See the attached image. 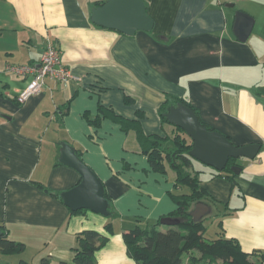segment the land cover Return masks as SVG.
<instances>
[{
	"label": "crops",
	"instance_id": "0c3cea01",
	"mask_svg": "<svg viewBox=\"0 0 264 264\" xmlns=\"http://www.w3.org/2000/svg\"><path fill=\"white\" fill-rule=\"evenodd\" d=\"M106 1L0 0V223L26 246L19 255L0 250V264H76L78 235L104 234L109 223L114 234L96 253L97 264H136L123 234L170 217L177 210L170 194L186 191L173 172L152 169L136 132L124 131L117 117L165 138L174 131L161 115L169 100L188 102L236 146H261L255 159L236 161L241 173L230 179L206 165L196 169L211 201L190 211L201 203L200 221L214 218L215 238L222 232L244 252L264 253V0H143L155 25L134 36L92 23V10ZM237 11L254 19L246 42L234 33ZM49 44L80 81L48 79L19 104L32 76L8 67L39 65ZM100 108L111 115L99 116ZM65 145L102 182L112 216L66 207L61 195L81 176L60 162Z\"/></svg>",
	"mask_w": 264,
	"mask_h": 264
},
{
	"label": "trees",
	"instance_id": "16d2710c",
	"mask_svg": "<svg viewBox=\"0 0 264 264\" xmlns=\"http://www.w3.org/2000/svg\"><path fill=\"white\" fill-rule=\"evenodd\" d=\"M179 103L195 112L201 126L216 131L206 125L197 110L185 100H169L165 103L161 109L164 122H168L165 114L169 111L170 106ZM99 111V116L111 115L104 108H100ZM117 122L121 124L124 131L133 130L136 132L141 152L148 156L152 169L161 174H166L168 170L173 172L176 177V186L186 191L170 194L172 201L177 206V210L170 214V217L180 219L179 225L170 226L168 230L161 231L158 229L161 226V222H159L149 228L137 226L123 234L127 253L136 264H183L184 256L194 251H197L199 255H191L190 264H264L263 252H244L236 239L227 238L222 232L218 233L217 238L207 239L205 236L207 226L204 221L194 222L189 215L195 203L211 201V197L202 186V171L194 169L193 162L196 160L189 156L194 143L182 129L174 126L172 134L162 138L145 135L137 121L117 117ZM227 138L231 141L229 137ZM236 160L230 159L226 169L223 172L216 171L215 176H223L227 179L234 176L231 168L237 165ZM51 195L60 197L54 193ZM105 198H107L106 195ZM61 199L63 200L62 195ZM108 209L111 213L109 216H112L111 207L109 206ZM0 229L2 230L0 250L4 255H19L25 252V244L9 239L7 230L1 223ZM105 231L106 233L101 234L96 230H85L78 235L76 264H97L96 253L107 244L109 237L114 234L113 225L107 224ZM21 264L28 263L23 261ZM42 264L51 263L43 260Z\"/></svg>",
	"mask_w": 264,
	"mask_h": 264
},
{
	"label": "water",
	"instance_id": "95a60500",
	"mask_svg": "<svg viewBox=\"0 0 264 264\" xmlns=\"http://www.w3.org/2000/svg\"><path fill=\"white\" fill-rule=\"evenodd\" d=\"M228 7L234 9L235 5L230 4ZM91 21L99 27L115 30L126 36H134L140 31L152 32L155 25L143 0H108L92 10ZM253 25L254 19L250 15L243 11L235 13L234 33L241 42L247 41ZM259 91L264 95V86L260 87ZM165 117L170 124L182 129L193 141L194 146L189 156L218 172L226 169L230 159H255L261 149L259 144L236 146L222 133L201 126L195 112L184 104L171 106ZM60 162L75 169L81 176L78 185L62 194L66 207L73 212L89 210L109 216L108 201L102 182L75 154L71 146L63 147ZM231 170L236 175L241 173V168L237 165ZM201 206L203 205L199 203L195 210L189 212L194 222H199L204 215ZM180 222L178 218L161 219L164 226H176Z\"/></svg>",
	"mask_w": 264,
	"mask_h": 264
},
{
	"label": "built area",
	"instance_id": "2783aa9c",
	"mask_svg": "<svg viewBox=\"0 0 264 264\" xmlns=\"http://www.w3.org/2000/svg\"><path fill=\"white\" fill-rule=\"evenodd\" d=\"M220 6L231 3L234 0H215ZM9 71L20 76H32L31 83L22 90L15 98L19 104L26 103L30 98L41 93L48 79L60 82H68L70 80L80 81V78L72 75V73L63 66V58L61 52L55 46L49 44L43 54L41 62L37 66L31 65H11Z\"/></svg>",
	"mask_w": 264,
	"mask_h": 264
},
{
	"label": "rangeland",
	"instance_id": "374dc122",
	"mask_svg": "<svg viewBox=\"0 0 264 264\" xmlns=\"http://www.w3.org/2000/svg\"><path fill=\"white\" fill-rule=\"evenodd\" d=\"M235 4V8H237L238 7V3L236 2V3H234ZM234 8V9H235ZM259 89V88H258ZM192 141V140H191ZM236 161H239L238 159L236 160ZM195 163V169H198L199 167H204L203 165L204 164H201L200 162H197V161H195L194 162ZM204 223L206 224V226H207V231H206V234H205V236H206V238L207 239H212V238H215V233H216V231H217V228H215V226H214V223H216V221H214V218H211V217H209V218H207L205 221H204ZM164 229H167L166 227H164ZM194 253L198 256L199 255V253L197 252V251H194ZM10 256H2V259H10L9 258ZM187 260V259H186Z\"/></svg>",
	"mask_w": 264,
	"mask_h": 264
}]
</instances>
